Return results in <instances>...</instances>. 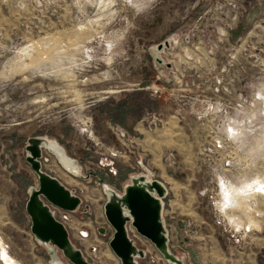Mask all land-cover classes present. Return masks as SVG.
<instances>
[{"label":"rangeland","instance_id":"1","mask_svg":"<svg viewBox=\"0 0 264 264\" xmlns=\"http://www.w3.org/2000/svg\"><path fill=\"white\" fill-rule=\"evenodd\" d=\"M31 139L80 199L44 204L87 264H121L105 205L134 180L164 190L169 254L129 222L135 263L264 264V191H241L264 184V0H0V264L2 246L53 264L26 211Z\"/></svg>","mask_w":264,"mask_h":264},{"label":"water","instance_id":"2","mask_svg":"<svg viewBox=\"0 0 264 264\" xmlns=\"http://www.w3.org/2000/svg\"><path fill=\"white\" fill-rule=\"evenodd\" d=\"M41 140L31 139L27 146L29 156L27 162L39 176V187L31 191L26 205V211L31 218V233L41 243L51 244L63 251L74 264H87L82 254L75 251L69 240V233L63 223L57 221L49 210V205L64 211L73 212L80 205V199L71 195L57 180L40 172ZM162 186L153 181L150 188L133 184L126 188L124 197L106 203L105 215L114 229L110 248L121 264H137L134 261L136 249L127 234V224L130 222L139 235L149 240L158 251L167 252V239L161 223ZM126 208L128 216L124 212ZM100 232L103 234L104 229Z\"/></svg>","mask_w":264,"mask_h":264},{"label":"bare ground","instance_id":"3","mask_svg":"<svg viewBox=\"0 0 264 264\" xmlns=\"http://www.w3.org/2000/svg\"><path fill=\"white\" fill-rule=\"evenodd\" d=\"M43 143H44V145H43L44 147L50 148L51 150H53L60 157V159L62 161H64V163L67 166H71L72 165V163L65 157L63 151L56 144H54L53 142L48 141V140H44ZM133 183L134 184H138L139 183L138 185L144 186L147 189H149L152 182H147V183L143 182L142 183V182H139L138 180H134ZM157 199L160 201V198L158 196H157ZM44 245L49 247L50 253H51L52 258H53L52 259L53 260V264H62L60 259H59V257H58V255H57L56 249L52 245L51 246L49 244H44ZM166 256L167 257L169 256L168 252H166ZM2 257H3V260H4V264H17V262L13 258H11L8 255V253H6L5 248L3 246H2ZM3 260H2V262H3Z\"/></svg>","mask_w":264,"mask_h":264},{"label":"snow or ice","instance_id":"4","mask_svg":"<svg viewBox=\"0 0 264 264\" xmlns=\"http://www.w3.org/2000/svg\"><path fill=\"white\" fill-rule=\"evenodd\" d=\"M232 129H229V132H231ZM253 185H260L256 190L257 191H264V184H260L258 180H252L250 183H245L244 187L241 189V191H244L245 189H251Z\"/></svg>","mask_w":264,"mask_h":264},{"label":"built area","instance_id":"5","mask_svg":"<svg viewBox=\"0 0 264 264\" xmlns=\"http://www.w3.org/2000/svg\"><path fill=\"white\" fill-rule=\"evenodd\" d=\"M100 233H101V232H100ZM101 234H102V233H101ZM91 250H92V251H96V248L92 247Z\"/></svg>","mask_w":264,"mask_h":264},{"label":"crops","instance_id":"6","mask_svg":"<svg viewBox=\"0 0 264 264\" xmlns=\"http://www.w3.org/2000/svg\"><path fill=\"white\" fill-rule=\"evenodd\" d=\"M63 225H64V224H63ZM64 226H65V225H64ZM65 228H66V227H65ZM66 229H67V228H66ZM33 237H34V236H33ZM34 238H35V237H34ZM34 240H35V242H37V239H36V238H35ZM38 263H39V262H38ZM41 264H42V263H41Z\"/></svg>","mask_w":264,"mask_h":264}]
</instances>
